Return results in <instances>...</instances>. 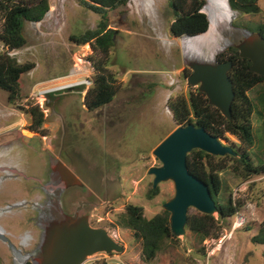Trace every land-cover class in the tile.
Instances as JSON below:
<instances>
[{"label": "rangeland", "instance_id": "1", "mask_svg": "<svg viewBox=\"0 0 264 264\" xmlns=\"http://www.w3.org/2000/svg\"><path fill=\"white\" fill-rule=\"evenodd\" d=\"M48 1L49 10L41 21L24 22L26 44L11 52L18 62L34 65L21 75V98L9 103L7 92L0 89V264H16L14 253L31 247L32 241L24 242L30 228L33 247L39 246V251L22 264H36L49 226L78 216H88L92 227L106 229L123 246L121 252L95 253L85 264L103 260L148 264L140 258L141 245L132 231L116 221L128 204L141 206L144 216L151 218L174 194L173 183L167 181L158 184L153 198L147 197L153 181L148 169L161 165L152 151L177 127L167 100L194 88L186 80L188 55L201 47L213 57L238 44L243 30L256 32L264 22V0H259L261 13H236L230 30L213 37L206 36L208 31L195 37L172 36L169 0H156L151 19L134 12L131 0L110 10L109 28L116 32L108 69L115 75L118 91L110 103L94 111L86 109L83 98L92 85V60L99 56L90 44H76L70 37L96 29L100 15L81 0ZM169 76L175 80L172 85ZM48 89L52 90L42 94ZM260 92L257 86L248 95L254 104V131L262 141ZM36 105L44 122L34 131L28 111ZM221 142L238 148L232 135ZM253 151L264 160V149ZM58 161L81 180V186H64L53 170ZM229 171L222 177L233 199L242 203L237 213L223 218L213 214L212 235L202 242L188 230L167 240L150 264H264V244L251 242L264 231V174L240 180ZM42 208L49 212L44 223ZM197 213L189 210V215Z\"/></svg>", "mask_w": 264, "mask_h": 264}, {"label": "trees", "instance_id": "2", "mask_svg": "<svg viewBox=\"0 0 264 264\" xmlns=\"http://www.w3.org/2000/svg\"><path fill=\"white\" fill-rule=\"evenodd\" d=\"M128 0H81L88 9L100 15L96 29H88L83 33L72 35L70 38L79 45L90 44L98 58L92 60V85L87 89L83 105L87 110L94 111L110 103L115 97L118 86L115 75L108 69L110 66L109 53L114 46L116 30L109 28L108 12L125 6ZM173 20L169 26L172 36H196L209 29L207 15L202 12L204 0H169ZM231 10L241 15H255L262 12L259 0H228ZM49 10L48 0H0V42L3 50L0 52V89L7 92L9 103H15L21 98V75L33 68L32 63H20L11 52L26 44L23 33L24 22H39ZM264 36V22L257 30ZM229 53V55H226ZM218 62L231 59L233 66L229 71L235 98L231 105L232 118H225L220 110L208 103L206 95L192 88L187 95L176 94L167 100V108L177 124L193 123L204 127L210 134L223 139L227 134L238 141V148L230 146L235 156L225 154L215 156L200 149H194L187 155V167L197 178L207 183L218 214L221 218L230 217L237 213L242 203L233 199L232 191L222 173L230 168V173L237 179L247 180L252 176L264 174V160L256 151L264 149V140L254 131L252 115L254 104L248 93L260 86L259 103L263 109L264 119V76L251 72V62L241 58L235 45L215 55ZM188 72L191 70L188 68ZM81 88V87H80ZM32 119V130L37 131L43 124L42 110L36 105L28 111ZM259 113V111H258ZM264 139V138H262ZM158 192L153 187L147 192L149 199ZM117 225L122 229L132 231L133 237L141 245L140 258L145 263H152L161 251L166 241L175 237L172 235L169 223V213L163 209L151 218H146L141 206L128 204L119 214ZM216 221L213 215L197 213L188 215L186 230L199 236L202 242L212 235ZM177 238V237H176ZM251 242L264 244V231L254 235ZM90 264H108L106 261Z\"/></svg>", "mask_w": 264, "mask_h": 264}, {"label": "water", "instance_id": "3", "mask_svg": "<svg viewBox=\"0 0 264 264\" xmlns=\"http://www.w3.org/2000/svg\"><path fill=\"white\" fill-rule=\"evenodd\" d=\"M243 33V39L235 45L239 56L250 60L251 72L264 76V36L258 31L243 30ZM187 65L191 70L186 78L187 83L198 87L210 105L218 108L225 118L231 119V105L235 98L229 76L232 60L218 62L214 57L210 60H191ZM194 149L215 156L236 155L220 138L193 123L177 126L153 149L152 153L161 165L149 168L148 173L153 175V189L162 182L173 183L174 194L162 207L169 213L170 229L177 238L185 234L190 209L209 215L218 213L207 183L187 167V155ZM53 170L59 173L65 187L82 185L81 180L61 161L56 162ZM122 250L123 246L106 229L92 227L88 216L67 217L47 229L36 264H85L95 253L110 254Z\"/></svg>", "mask_w": 264, "mask_h": 264}, {"label": "bare ground", "instance_id": "4", "mask_svg": "<svg viewBox=\"0 0 264 264\" xmlns=\"http://www.w3.org/2000/svg\"><path fill=\"white\" fill-rule=\"evenodd\" d=\"M131 2H132L134 12H136L139 15L145 14L150 19L153 17V12H154L153 6H155L156 0H131ZM204 11L208 16V21H209V30H208V32H207V30L205 31V32H207V34H206L207 37L217 36V34H219V33L223 35L224 31L227 32L228 30H230L231 22H232V20H235L234 18L237 15L235 12H233L231 10L229 5H227V0H206V4L204 6ZM163 36L161 37L162 39H163ZM159 39H160V36H159ZM200 41L202 42L203 40H200ZM201 49H202L201 47L198 48L197 52L196 53L194 52V55L191 54L192 56L188 55L187 60H210V59H213L215 57V56L210 57V54H211L210 50L206 49L203 51ZM62 87H64V86H62ZM67 87H70V84L67 85ZM49 92H50V90H44V91H42V94L49 93ZM42 210H43V208H42ZM42 212L44 215L45 210H43ZM47 216H49V212L46 210V214L44 215V218H43V216L41 217L42 223H44L45 221H47L49 219V217H47ZM42 226H44V225L42 224ZM29 230H30L29 235H28V237H26L24 242H25V244H28L29 242L32 241L33 244L31 245L30 248L25 249L21 253L20 252L14 253L15 254L14 255V262L16 264H22L23 261H26L29 257L35 256L36 253L39 251V246L33 247V245L35 243L34 230L31 228ZM46 231L43 233V238H42V242L40 245V249H41L43 242L45 240ZM25 251H28V253L24 254L23 252H25ZM40 253H41V251H40Z\"/></svg>", "mask_w": 264, "mask_h": 264}, {"label": "built area", "instance_id": "5", "mask_svg": "<svg viewBox=\"0 0 264 264\" xmlns=\"http://www.w3.org/2000/svg\"><path fill=\"white\" fill-rule=\"evenodd\" d=\"M168 82H169L170 85H172V84L175 83V80H174V78H173L172 76H169V81H168ZM77 84H79V83H77ZM77 84H76V85H77ZM70 85H71V87H72V84H70ZM48 90L51 91L52 89H48ZM46 92H47V91H46Z\"/></svg>", "mask_w": 264, "mask_h": 264}, {"label": "clouds", "instance_id": "6", "mask_svg": "<svg viewBox=\"0 0 264 264\" xmlns=\"http://www.w3.org/2000/svg\"><path fill=\"white\" fill-rule=\"evenodd\" d=\"M203 12V11H202Z\"/></svg>", "mask_w": 264, "mask_h": 264}]
</instances>
